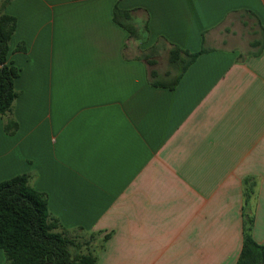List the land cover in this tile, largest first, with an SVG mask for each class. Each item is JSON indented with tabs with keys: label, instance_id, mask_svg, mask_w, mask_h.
I'll list each match as a JSON object with an SVG mask.
<instances>
[{
	"label": "crops",
	"instance_id": "1",
	"mask_svg": "<svg viewBox=\"0 0 264 264\" xmlns=\"http://www.w3.org/2000/svg\"><path fill=\"white\" fill-rule=\"evenodd\" d=\"M117 4L148 14L140 49L114 23ZM6 13L19 127L7 135L0 117V184L30 175L61 232L107 236L96 264H236L255 178L264 246V50L251 46L264 0H14ZM160 40L152 68L139 50ZM172 45L208 51L175 89L153 87L152 69L173 75Z\"/></svg>",
	"mask_w": 264,
	"mask_h": 264
},
{
	"label": "trees",
	"instance_id": "2",
	"mask_svg": "<svg viewBox=\"0 0 264 264\" xmlns=\"http://www.w3.org/2000/svg\"><path fill=\"white\" fill-rule=\"evenodd\" d=\"M13 1H0V117L6 118L4 131L10 136L15 135L19 127L12 114L14 103L20 95L15 88L20 69L8 62L9 44L18 24L16 17L6 13ZM137 11L124 10L117 4L113 20L128 33L130 42L140 49L149 42V16L144 12V18L138 17L135 15ZM161 42L158 41L148 50H139L138 58L155 67ZM251 46L258 49L252 56L262 53L264 28L263 38L253 41ZM207 51L203 48L200 52L190 53L172 45L168 57L172 77L162 80L158 71L152 69L151 85L175 89L189 67ZM256 189L255 178L244 179L243 246L236 264H264V246L253 237ZM60 227L49 211L47 195L32 187L30 175H19L0 184V249L6 257L4 264H96L98 252L104 249L108 237L103 241L95 235H92V239L75 238L61 232Z\"/></svg>",
	"mask_w": 264,
	"mask_h": 264
},
{
	"label": "rangeland",
	"instance_id": "3",
	"mask_svg": "<svg viewBox=\"0 0 264 264\" xmlns=\"http://www.w3.org/2000/svg\"><path fill=\"white\" fill-rule=\"evenodd\" d=\"M159 66L162 70H166L167 69V61L160 60Z\"/></svg>",
	"mask_w": 264,
	"mask_h": 264
},
{
	"label": "water",
	"instance_id": "4",
	"mask_svg": "<svg viewBox=\"0 0 264 264\" xmlns=\"http://www.w3.org/2000/svg\"><path fill=\"white\" fill-rule=\"evenodd\" d=\"M48 264H52V263H48Z\"/></svg>",
	"mask_w": 264,
	"mask_h": 264
}]
</instances>
